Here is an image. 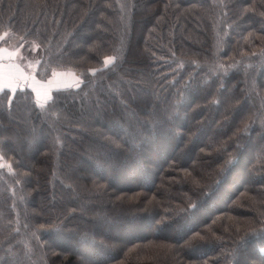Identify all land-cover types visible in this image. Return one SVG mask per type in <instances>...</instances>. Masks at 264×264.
Wrapping results in <instances>:
<instances>
[{
  "label": "trees",
  "instance_id": "obj_1",
  "mask_svg": "<svg viewBox=\"0 0 264 264\" xmlns=\"http://www.w3.org/2000/svg\"><path fill=\"white\" fill-rule=\"evenodd\" d=\"M0 46L81 78L0 92V264H264V0H0Z\"/></svg>",
  "mask_w": 264,
  "mask_h": 264
},
{
  "label": "crops",
  "instance_id": "obj_2",
  "mask_svg": "<svg viewBox=\"0 0 264 264\" xmlns=\"http://www.w3.org/2000/svg\"><path fill=\"white\" fill-rule=\"evenodd\" d=\"M15 58V54L0 46V92L4 90L15 91L19 85L26 83L35 92L38 99L47 103L57 88L50 85L51 80L49 83L43 84L41 81L39 83L33 75L28 76L26 71L15 62ZM70 85L71 83L65 82L63 87L69 88Z\"/></svg>",
  "mask_w": 264,
  "mask_h": 264
},
{
  "label": "rangeland",
  "instance_id": "obj_3",
  "mask_svg": "<svg viewBox=\"0 0 264 264\" xmlns=\"http://www.w3.org/2000/svg\"><path fill=\"white\" fill-rule=\"evenodd\" d=\"M28 76H31V75H28ZM54 79V80H53ZM52 81L51 82V86L52 87H54V88H57V89H55V90H59V89H64V87H63V84L66 82V83H71V85H70V87H73V86H75V85H77V84H79L80 83V80H81V78L79 79H77V77L75 76V74H70V73H61V74H57V75H53V76H51L48 80H46L45 82H43V84L44 83H49V81ZM39 83H41L39 80H37ZM74 83V84H73ZM20 86H22V85H19L18 87H17V89H19V87ZM69 87V88H70ZM16 89V90H17ZM31 89V88H30ZM15 90V91H16ZM54 90V91H55ZM33 91V90H32ZM53 91V92H54ZM33 93H34V95H35V99L38 101V103H42L43 105L42 106H45L44 104H46V102H44V101H41L40 99H38V97H36V94H35V92L33 91ZM245 161V160H244ZM246 162V161H245Z\"/></svg>",
  "mask_w": 264,
  "mask_h": 264
},
{
  "label": "water",
  "instance_id": "obj_4",
  "mask_svg": "<svg viewBox=\"0 0 264 264\" xmlns=\"http://www.w3.org/2000/svg\"><path fill=\"white\" fill-rule=\"evenodd\" d=\"M23 85L25 86L26 83H24ZM80 86H81V85L78 84V85H75L74 88H75V89H78ZM42 105H43L42 103H38V106H42ZM44 105H46V104H44Z\"/></svg>",
  "mask_w": 264,
  "mask_h": 264
},
{
  "label": "snow or ice",
  "instance_id": "obj_5",
  "mask_svg": "<svg viewBox=\"0 0 264 264\" xmlns=\"http://www.w3.org/2000/svg\"><path fill=\"white\" fill-rule=\"evenodd\" d=\"M11 102V101H10Z\"/></svg>",
  "mask_w": 264,
  "mask_h": 264
}]
</instances>
